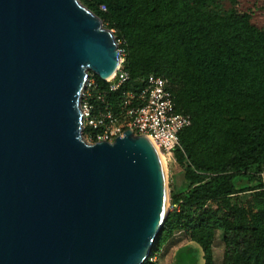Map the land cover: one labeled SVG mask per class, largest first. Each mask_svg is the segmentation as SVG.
<instances>
[{
  "label": "water",
  "instance_id": "95a60500",
  "mask_svg": "<svg viewBox=\"0 0 264 264\" xmlns=\"http://www.w3.org/2000/svg\"><path fill=\"white\" fill-rule=\"evenodd\" d=\"M123 55L79 0H0V264H144L170 212L148 136L84 138L90 73Z\"/></svg>",
  "mask_w": 264,
  "mask_h": 264
},
{
  "label": "trees",
  "instance_id": "16d2710c",
  "mask_svg": "<svg viewBox=\"0 0 264 264\" xmlns=\"http://www.w3.org/2000/svg\"><path fill=\"white\" fill-rule=\"evenodd\" d=\"M79 1L114 32L128 76L112 91L117 80L90 73L91 103L118 115L129 95V108L136 106L156 75L170 81L177 112L191 117L174 153L186 189L173 191V210L144 264H158L153 259L182 231L200 246L204 264H215L218 231L223 264H264V30L237 10L239 0ZM246 193L249 201L235 202Z\"/></svg>",
  "mask_w": 264,
  "mask_h": 264
},
{
  "label": "built area",
  "instance_id": "2783aa9c",
  "mask_svg": "<svg viewBox=\"0 0 264 264\" xmlns=\"http://www.w3.org/2000/svg\"><path fill=\"white\" fill-rule=\"evenodd\" d=\"M120 51L123 55L121 66L108 82L118 81L111 87L112 91H117L128 79L123 72L124 53ZM93 85L94 82L89 79L82 97L84 131L91 129L88 143H113L118 137H123L125 131L132 129L137 136L148 135L168 160L174 157L175 151L180 148V133L191 125V117L177 112L175 96L167 78L150 76L136 99V106L129 108L130 100H135L133 95H129L125 100L126 111L118 115L110 111L102 112L91 103Z\"/></svg>",
  "mask_w": 264,
  "mask_h": 264
},
{
  "label": "rangeland",
  "instance_id": "374dc122",
  "mask_svg": "<svg viewBox=\"0 0 264 264\" xmlns=\"http://www.w3.org/2000/svg\"><path fill=\"white\" fill-rule=\"evenodd\" d=\"M225 7L226 9L231 8L228 3ZM236 8L240 13H248L252 15V23L264 30V0H239ZM85 140L87 141V139ZM167 179L170 191V204L172 205L171 198L173 191L175 193H181L186 189L184 170L177 163L175 154L174 157L168 161ZM236 186L237 188H241L244 185L240 183V179H237ZM251 198V193L241 194L235 202L238 204H244ZM172 210L173 209L170 207V211ZM182 250L184 251L180 254L178 259L174 258L173 260L174 255ZM213 252L215 264H223L225 242L224 234L221 231L216 233ZM156 261L158 264H204L205 262L203 259V251L200 246L191 243L190 238L184 231L177 232L174 237L165 244L160 255L156 257Z\"/></svg>",
  "mask_w": 264,
  "mask_h": 264
},
{
  "label": "bare ground",
  "instance_id": "6f19581e",
  "mask_svg": "<svg viewBox=\"0 0 264 264\" xmlns=\"http://www.w3.org/2000/svg\"><path fill=\"white\" fill-rule=\"evenodd\" d=\"M158 148V147H157ZM159 150V149H158ZM159 152H160V150H159ZM160 154H161V156H162V159H163V161H164V164H165V166H166V169H167V166H168V158L163 154V153H161L160 152Z\"/></svg>",
  "mask_w": 264,
  "mask_h": 264
},
{
  "label": "crops",
  "instance_id": "0c3cea01",
  "mask_svg": "<svg viewBox=\"0 0 264 264\" xmlns=\"http://www.w3.org/2000/svg\"><path fill=\"white\" fill-rule=\"evenodd\" d=\"M176 254H177V253H176ZM176 254H175V255H176ZM175 255H174V257H173V260H174V258H175Z\"/></svg>",
  "mask_w": 264,
  "mask_h": 264
}]
</instances>
